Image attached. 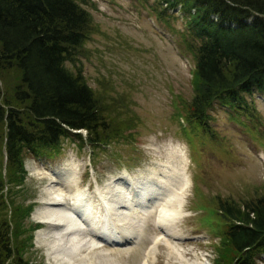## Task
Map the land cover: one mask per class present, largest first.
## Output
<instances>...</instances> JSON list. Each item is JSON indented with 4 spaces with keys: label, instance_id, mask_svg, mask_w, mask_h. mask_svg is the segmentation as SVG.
<instances>
[{
    "label": "rangeland",
    "instance_id": "obj_1",
    "mask_svg": "<svg viewBox=\"0 0 264 264\" xmlns=\"http://www.w3.org/2000/svg\"><path fill=\"white\" fill-rule=\"evenodd\" d=\"M76 1L87 10L91 30L75 49L74 60L63 64L74 73L80 70L95 96L108 102V115L114 123L125 128L95 147L73 135L62 136L54 149L39 156L25 152L24 181L10 185L3 169V190L21 186L16 199L32 203L25 219L30 225L39 221L34 215L47 201L46 186L55 178L63 180V171L73 164L78 185L63 180L64 192L79 186L95 194L97 185L105 190L104 186L114 184L119 177L126 181L153 177L175 186L177 173L185 170L190 186L183 214L169 226L174 233L165 235L164 227L154 224L155 214L152 216L150 209L146 213L140 210L136 214L144 217L142 224L139 222L137 243L107 248L119 264H140L145 247L152 243L147 234L153 231L162 242L149 264H178L170 257L173 249L165 238L175 248L188 251V261L212 264L223 228L222 218L214 214L219 212L218 202H242L264 193V91L244 94L249 112L216 103L210 106L204 126L191 122L184 113L193 95L195 60L187 48L198 40L187 35L179 6L166 8L162 0ZM14 80L11 73H0V90L9 92L6 84L12 88ZM80 132L83 138L86 132ZM3 153L0 141L1 166ZM65 198L70 201L72 197ZM48 227L38 222L31 232L33 239L23 255L32 264H60L38 237L40 228ZM107 238L112 240L113 236ZM262 254H253L256 263L262 261Z\"/></svg>",
    "mask_w": 264,
    "mask_h": 264
},
{
    "label": "trees",
    "instance_id": "obj_2",
    "mask_svg": "<svg viewBox=\"0 0 264 264\" xmlns=\"http://www.w3.org/2000/svg\"><path fill=\"white\" fill-rule=\"evenodd\" d=\"M162 3L179 6L187 35L198 40L187 48L195 63L184 117L204 126L216 103L249 112L244 94L264 91V0ZM89 19L76 0H0V73L15 79L12 88L6 84L9 92L0 90V264H32L23 252L36 224L25 223L32 203L16 199L21 186L3 190V169L10 185H19L25 152L39 156L73 135L95 147L125 128L114 123L108 102L95 96L80 70L63 64L74 60L90 33ZM218 205L214 214L223 228L212 264H264V254L260 263L253 258L256 251L264 253V193Z\"/></svg>",
    "mask_w": 264,
    "mask_h": 264
},
{
    "label": "bare ground",
    "instance_id": "obj_3",
    "mask_svg": "<svg viewBox=\"0 0 264 264\" xmlns=\"http://www.w3.org/2000/svg\"><path fill=\"white\" fill-rule=\"evenodd\" d=\"M63 172L65 182L78 185L75 177L77 172L75 164L71 165L68 171ZM176 176L175 186H173L174 182L166 184L163 181L154 180L153 177L137 181L134 179L126 181L119 177L114 184L104 186L105 190L97 185L96 194H91L86 189L81 190L79 186L73 192H64L62 184L65 185V182L55 178L45 188L47 201L34 215L40 222L47 223L49 226L46 230L40 228L38 237H42L41 239L50 247L54 260L60 264L64 262L68 264H119L109 254L112 250H109L111 248L107 246H119L139 236L141 233L139 222L144 216L137 215V211L143 210L146 213L150 209L149 213H152V216L155 214L154 222L161 228H165H162L163 233L165 235H170V232L174 233L169 226L183 214V202L190 186V179L185 170L177 173ZM66 196L72 197L71 200L65 198ZM134 215L135 218L131 219ZM122 220L124 224L130 222L133 225H129L130 227L123 225ZM121 228L123 230H120ZM119 232L120 235H118ZM144 232H146L145 229ZM109 235L113 236L112 240L107 238ZM160 240L157 232L150 236L149 241L152 243L148 245L140 264H149L154 257L158 243L162 242ZM165 240L173 249L169 255L174 260L176 259L175 263L200 264L196 260L188 261L185 257L188 251H181L180 248L177 249L170 244L167 238Z\"/></svg>",
    "mask_w": 264,
    "mask_h": 264
}]
</instances>
